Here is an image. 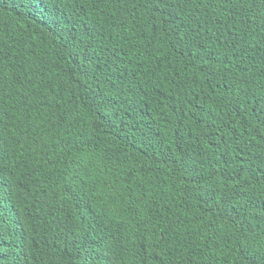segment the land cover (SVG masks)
Returning <instances> with one entry per match:
<instances>
[{"label": "trees", "instance_id": "1", "mask_svg": "<svg viewBox=\"0 0 264 264\" xmlns=\"http://www.w3.org/2000/svg\"><path fill=\"white\" fill-rule=\"evenodd\" d=\"M0 264H264V0H0Z\"/></svg>", "mask_w": 264, "mask_h": 264}]
</instances>
